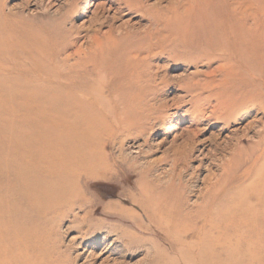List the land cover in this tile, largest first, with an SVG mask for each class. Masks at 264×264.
<instances>
[{
	"label": "rangeland",
	"instance_id": "obj_1",
	"mask_svg": "<svg viewBox=\"0 0 264 264\" xmlns=\"http://www.w3.org/2000/svg\"><path fill=\"white\" fill-rule=\"evenodd\" d=\"M228 1L214 2L220 4L218 8L214 5L217 15L226 14ZM127 3L126 0H0V35L3 32L4 36L0 41L3 47L7 44L2 50L9 58V66L21 62L30 67L33 78L37 64L42 65L41 56L51 57L66 69L84 58L73 56L78 50L85 52L86 57L89 53V56L95 54L97 61L87 66L88 84L98 88L101 83L111 88L113 98L123 97L127 101L128 120L142 119L141 126L131 134H114L116 143H104L105 165L93 176L78 180V198L72 214L61 222L59 218L57 226L64 248L70 247V240L79 234L78 229H71L74 215L118 224L132 231L134 238L122 240L121 234H110L105 229L99 233L90 231L78 252L71 250L73 264H186V260L191 264L195 254L186 245L182 257L193 255L192 259L189 256L181 262L174 251L190 237L179 238L173 229L168 231L171 228L155 214L157 203L165 207L166 191L173 188L171 194L179 195L188 208L195 209V205L201 204L200 197L206 187L228 167L231 180L227 185L236 183L239 175L250 170L246 185L253 183L258 170L260 182L264 181L261 178L264 155L261 149L254 150L257 136L264 129V103L257 107L240 104L232 113L223 110L231 102L228 95L240 90L238 83L242 79H248L245 85H253L259 79L252 72L256 67L252 47L245 44L232 61L222 58L221 53L212 59L203 57L196 53L198 32L172 19L174 8L184 12L187 0H142L140 9L132 7L130 1ZM157 11L162 12L161 22L155 18L159 15ZM96 41L101 46H94L90 52ZM68 56L71 57L67 59ZM64 59L68 66L64 65ZM260 70L264 79V67ZM46 71L52 72V69ZM227 74L236 80L229 91L222 88L211 91L203 86L205 81L211 79L209 82L213 83ZM62 124L67 127L68 120L64 118ZM186 153L190 157L185 159ZM48 154L50 157L53 152ZM259 156L260 162L254 167ZM234 157L237 162L230 163ZM177 159L179 163L175 164ZM116 207L135 215L140 228L117 214L105 215V211L117 210ZM263 207L260 205V233L264 232ZM220 210L229 215L237 212L222 207ZM30 223L28 229L33 231L35 225ZM198 237L196 242L202 237L207 240L208 234L205 236L202 232ZM260 237L263 242L260 243V264H264V234ZM172 238L177 241L175 245L169 243ZM80 253L84 254L77 258Z\"/></svg>",
	"mask_w": 264,
	"mask_h": 264
},
{
	"label": "bare ground",
	"instance_id": "obj_2",
	"mask_svg": "<svg viewBox=\"0 0 264 264\" xmlns=\"http://www.w3.org/2000/svg\"><path fill=\"white\" fill-rule=\"evenodd\" d=\"M126 1L132 2L129 4L134 8L143 7L142 0ZM215 1L187 0L184 12L174 8L172 19L180 21V26L183 22V26L198 32L196 53L203 57L211 58L221 53L222 58L232 61L245 44L251 46L256 66L251 70L259 79L253 85H245L248 79H242L241 84L238 83L240 90L228 95V102H231L223 110L224 113H232L245 103L260 106L264 103V79L260 75V69L264 67V0H229L226 14L221 15L215 12V8L220 7ZM157 12L159 15L155 18L161 22L162 12ZM99 43L96 41L89 51H93L94 46L100 47ZM5 46L7 44L3 47L0 41V264H73L71 250L78 252L90 231L99 233L105 229L110 234H121L119 239L131 241L134 233L128 228L106 224L102 220L93 221L87 215H74L71 229H78L79 234L70 240V247L64 248L57 226L59 218L61 222L62 218L72 214L78 198V180L82 176H93L105 165L104 143H116L114 134H131L141 126V117L129 121L128 105L123 97L113 98L112 89L101 86V83L98 88L88 84L86 78L90 74L87 66L95 64V54L89 56V53L86 57L85 52L77 49L73 56L84 58L68 66L67 59L71 56L66 57L63 60L68 66L66 69L59 67L51 57L46 59L41 54L42 65L38 66L40 62L37 64L33 78L30 67L21 65V62L9 66V58L2 50ZM49 68L52 72L46 71ZM231 72L234 74L232 69ZM209 81H205L203 86L211 91L215 88L229 91L230 85L236 84L230 74L217 80L218 83ZM195 98L201 99V96L196 95ZM216 108H212L214 112ZM64 118L68 120L67 127L62 124ZM257 138L254 150L261 149L264 155V129ZM48 152H53V155L49 157ZM188 157L190 153L183 156L185 159ZM237 157L231 158L230 163L237 162ZM259 162L260 156L254 167ZM176 163H179L178 159ZM227 169L214 179V183L207 184L200 197L201 204L195 205V209L188 208L179 195L171 194L173 188L166 191L165 207L157 203L155 214L171 228L167 230L171 232L173 229L179 238L190 237L174 250L181 262L193 256L186 253L189 256L182 257L186 245L195 254L191 264H260V243H263L260 235L264 234L260 233V205H264V181L260 182V170L257 169L253 183L246 185L252 173L250 170L239 175L236 183L232 181L227 185L231 180V170ZM261 174L264 178V171ZM221 207L237 212L229 215L220 210ZM150 211L154 214L153 210ZM104 213L108 216L117 214L140 228L138 218L129 210L118 208ZM30 222L34 223L35 231L28 229ZM202 232L205 236L208 234V239L202 237L200 242H196ZM173 238L169 240L170 245L177 242ZM83 254H78L77 258Z\"/></svg>",
	"mask_w": 264,
	"mask_h": 264
}]
</instances>
